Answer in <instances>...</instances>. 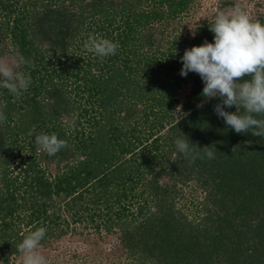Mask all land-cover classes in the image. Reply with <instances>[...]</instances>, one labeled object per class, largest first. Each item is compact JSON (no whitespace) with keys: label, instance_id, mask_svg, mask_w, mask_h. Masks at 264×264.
Wrapping results in <instances>:
<instances>
[{"label":"trees","instance_id":"trees-1","mask_svg":"<svg viewBox=\"0 0 264 264\" xmlns=\"http://www.w3.org/2000/svg\"><path fill=\"white\" fill-rule=\"evenodd\" d=\"M192 2L0 0V57L33 65L19 63L32 79L19 98L0 87L1 264H22L17 246L40 227L49 264H264V139L229 128L218 98L197 107L201 77L180 75L186 49L214 42V18L185 31ZM90 37L117 53L86 51ZM39 133L68 147L49 156ZM182 137L214 158L186 159ZM189 183L202 196L187 212ZM66 235L113 241L105 259L55 252Z\"/></svg>","mask_w":264,"mask_h":264},{"label":"clouds","instance_id":"clouds-1","mask_svg":"<svg viewBox=\"0 0 264 264\" xmlns=\"http://www.w3.org/2000/svg\"><path fill=\"white\" fill-rule=\"evenodd\" d=\"M209 30L214 33V42L206 40L186 49L180 57L183 64L180 75L186 77L189 72H194L201 77L204 83L201 96L204 99L197 107L202 108L206 102L218 98L213 110L229 128L238 134L251 132L264 139V23L253 20L246 11L237 7L231 12H218ZM84 48L104 59L115 55L119 44L107 38L90 37ZM19 63L33 66L31 61L23 58ZM19 63L0 59V87L17 98L28 90L32 82L30 73L17 71ZM233 106L236 111L227 110ZM5 119L0 111V121ZM34 133L35 129L30 130L29 136ZM34 142L49 156L68 147L67 141L55 133L35 134ZM175 145L178 152L193 162L204 156L214 158L209 146L200 148L190 143L189 138H178ZM46 231L43 227L30 231L17 246L22 264H49L39 250Z\"/></svg>","mask_w":264,"mask_h":264},{"label":"rangeland","instance_id":"rangeland-1","mask_svg":"<svg viewBox=\"0 0 264 264\" xmlns=\"http://www.w3.org/2000/svg\"><path fill=\"white\" fill-rule=\"evenodd\" d=\"M227 1L231 2L230 4H222V2ZM192 7L190 8V11L183 15L185 19L181 23L183 24V27L186 31L187 25L192 26L195 23L202 22L203 19H211L215 18V15L218 12H231L235 10L237 7H239L241 10L246 11L252 18L256 17L258 14H264V0H193ZM181 24V25H182ZM183 35V29L180 26V29L177 31H173L171 27H168V30H166V33L171 35L170 37L174 36H181V33ZM166 35V34H165ZM0 59H5L7 61L11 62H17L14 55L9 52L8 50H4L3 56L0 57ZM18 63V62H17ZM189 86L184 87L180 90V94L178 95V98L180 99V102L184 100V95L187 93ZM192 183L188 184V187H185L182 189L184 192V198L182 201H180L178 204L181 205V208L187 209V212H190L187 205L191 206V203L188 199V201L183 204V201L187 199L188 195H193V198L201 197L202 191L199 189H194L191 186ZM113 238L112 237H106L104 239H98L97 236H90V237H78L77 235L71 236L66 235L62 239H60L58 242L54 243V250L55 252L59 253H66V254H79V257L82 256L83 253L89 254L92 257H96L99 255V258H106V255L110 252V244H112ZM40 252L42 251L39 249ZM53 250V249H51ZM46 252V250L44 251ZM80 259V258H79ZM16 262L15 264H17ZM1 264V262H0Z\"/></svg>","mask_w":264,"mask_h":264}]
</instances>
